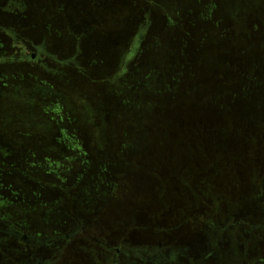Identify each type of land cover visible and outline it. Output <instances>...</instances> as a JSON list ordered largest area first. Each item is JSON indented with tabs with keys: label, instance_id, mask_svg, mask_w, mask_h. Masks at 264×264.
Wrapping results in <instances>:
<instances>
[{
	"label": "rangeland",
	"instance_id": "374dc122",
	"mask_svg": "<svg viewBox=\"0 0 264 264\" xmlns=\"http://www.w3.org/2000/svg\"><path fill=\"white\" fill-rule=\"evenodd\" d=\"M262 177L264 0H0V264L246 242Z\"/></svg>",
	"mask_w": 264,
	"mask_h": 264
},
{
	"label": "flooded vegetation",
	"instance_id": "af4514ba",
	"mask_svg": "<svg viewBox=\"0 0 264 264\" xmlns=\"http://www.w3.org/2000/svg\"><path fill=\"white\" fill-rule=\"evenodd\" d=\"M33 50L31 47L27 46H19V54L13 56L16 59L22 60H37L38 62H42V50L37 49V51ZM263 185H264V177H262ZM264 193V192H263ZM261 194L264 197V194ZM260 195V194H259ZM260 195V196H261ZM261 197V199H262ZM264 200V199H263ZM264 205V201L262 202ZM264 207V206H263ZM264 211V208H263ZM213 226V224H212ZM240 226L242 228L238 229ZM219 227V225H218ZM231 228H234L230 226ZM236 227L238 230H242L247 234L248 241L244 242L240 239V233L238 231H234V235L236 238L233 240H229L226 243L217 242L215 245V250L217 251V247H226L229 250L228 253H231V250H235L238 253L237 260L232 261V264H264V223L261 225L250 224L246 221H243L242 224ZM223 228V227H222ZM221 228V229H222ZM219 229V230H221ZM219 232V231H217ZM69 233H67L68 235ZM71 236L64 237V235H56L62 236L59 239H49V240H36L32 236L28 234L21 233L19 236L23 238L25 243L29 244H48L51 240L56 242L64 241L65 243H69L73 239L80 238H89L92 240H98L99 243L102 244L104 248L113 252V258L111 264H217L219 260L215 261L214 258L216 251L210 249L209 252H205L204 248L199 247L200 249H196L192 247V245H186L181 243L175 244H167L164 248H159L158 246H130L124 240H115L113 243L108 241H104L95 236V234L89 228H81L76 227L70 232ZM53 236V237H56ZM38 238H52V237H38ZM240 239V240H239ZM217 246V247H216ZM142 252V253H141ZM204 252V253H203ZM235 259V258H234ZM222 262V260H220ZM223 263V262H222ZM22 264H31V263H22ZM46 264H51V262L47 261ZM65 264V263H60Z\"/></svg>",
	"mask_w": 264,
	"mask_h": 264
},
{
	"label": "water",
	"instance_id": "95a60500",
	"mask_svg": "<svg viewBox=\"0 0 264 264\" xmlns=\"http://www.w3.org/2000/svg\"><path fill=\"white\" fill-rule=\"evenodd\" d=\"M69 236H71V234L69 233L68 235H66L65 237H69ZM60 237H62V236H56V237H52V238H38V237H33L34 239H36V240H49V239H59Z\"/></svg>",
	"mask_w": 264,
	"mask_h": 264
},
{
	"label": "trees",
	"instance_id": "16d2710c",
	"mask_svg": "<svg viewBox=\"0 0 264 264\" xmlns=\"http://www.w3.org/2000/svg\"><path fill=\"white\" fill-rule=\"evenodd\" d=\"M67 235V234H66ZM65 237V236H64Z\"/></svg>",
	"mask_w": 264,
	"mask_h": 264
}]
</instances>
